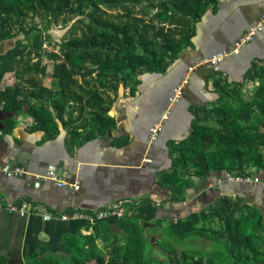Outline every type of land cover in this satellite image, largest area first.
<instances>
[{"label": "trees", "instance_id": "16d2710c", "mask_svg": "<svg viewBox=\"0 0 264 264\" xmlns=\"http://www.w3.org/2000/svg\"><path fill=\"white\" fill-rule=\"evenodd\" d=\"M143 1L154 9L152 18L159 23L158 28H152L153 38H149L142 17L131 18L129 14L127 5L135 6L142 0H0V43L23 34V39L0 55V82L6 73L13 72L19 80L34 73L50 76L58 86L53 91L28 79L31 90L27 94L20 85L5 88L0 92L3 113L13 118L29 114L33 121L29 131L43 132L46 138L54 130L48 126H55L57 120L69 126L72 146L104 139L114 127L113 120L102 115L108 110L105 91H116L131 82L135 85L143 73L163 74L191 46L192 26L208 10H216L218 4V0ZM147 5L143 7L144 16L149 13ZM102 6L109 10L104 11ZM118 8L125 11L124 16L116 13L121 22L105 18L108 11L117 12ZM28 12H41L47 24L41 29L35 25L22 27ZM63 13L78 19L69 24L58 51L49 55L52 62L48 73L40 60L30 63L29 58L32 53L40 56L44 35ZM155 38L160 39L158 46L154 45ZM136 46L140 52L132 51ZM77 76L83 79L81 85ZM89 82L95 86L94 91L84 88L83 83ZM247 83L255 87L244 95L241 90ZM214 85L217 100L191 108L189 135L176 143L167 142L171 166L156 173L158 186L169 193L162 204L184 202L194 180L212 172L249 177L254 173L250 168L264 170V64L252 62L241 83L214 81ZM83 94L88 97L84 99ZM20 95L22 100L17 99ZM87 108L96 109L94 126L83 136L74 125V109L80 119ZM13 127L12 119H7L5 131ZM138 204L148 205L150 201L141 199ZM133 207L128 204L115 226L95 223L91 225L92 234L65 236L58 252L44 257L34 252L25 264H264L263 215L244 199L219 197L198 213L166 221L167 229L163 220H157L154 230L130 215ZM157 234L172 249L168 263L152 256V239ZM98 237L103 247L98 245Z\"/></svg>", "mask_w": 264, "mask_h": 264}, {"label": "crops", "instance_id": "0c3cea01", "mask_svg": "<svg viewBox=\"0 0 264 264\" xmlns=\"http://www.w3.org/2000/svg\"><path fill=\"white\" fill-rule=\"evenodd\" d=\"M263 13L264 0H218L216 10H209L192 26L191 46L163 74L143 73L131 87L105 91L108 110L102 115L113 120L114 127L104 139H89L80 146H72L69 126L57 120L55 126H48L54 130L46 138L43 132L29 131L33 122L29 114L13 118L12 114L3 113L0 104L4 115L0 121L3 127L0 129V264H25L34 252L39 257L58 252L65 236L93 233L85 219L63 221L59 218L61 214L93 213L120 202L124 209L132 204L130 215L150 229L157 220L177 221L200 212L222 197L221 191L235 194V199H244L260 210L264 219L261 183H230L225 180L228 173L212 172L194 180L193 187L185 192L184 202L162 204L169 193L158 186L156 178L158 171L171 166L167 142L176 143L189 135L191 108L217 100L214 81L241 83L252 62L264 64L263 28L238 54L225 57L218 72L200 65L214 53L230 52L239 35ZM190 66L195 68L182 97L172 106L156 141L150 142V127L161 119L173 88ZM28 79L35 78L26 74L22 81L13 72L6 73L0 82V92L20 85L23 94H27L31 90ZM45 88L49 89L47 85ZM22 98L20 95L17 99ZM74 113V125L85 136L88 131L85 121L77 117L75 109ZM7 119H12L14 127L5 131ZM6 165L21 168L25 173L8 178L1 171ZM49 165L70 169L79 178V190L59 189L48 181L37 182L36 177ZM252 175L264 181V170H255ZM217 182H220L218 189ZM141 199H147L150 204L138 206ZM22 201L33 205L32 211L22 217L6 208L7 203L18 206ZM46 213L52 218L44 221L42 215ZM104 222L115 226L117 220Z\"/></svg>", "mask_w": 264, "mask_h": 264}, {"label": "built area", "instance_id": "2783aa9c", "mask_svg": "<svg viewBox=\"0 0 264 264\" xmlns=\"http://www.w3.org/2000/svg\"><path fill=\"white\" fill-rule=\"evenodd\" d=\"M264 28V13L259 17V19L251 24L243 33H241L238 39L233 43L232 49L230 52L220 51L214 53L209 58L200 62L201 64L208 65L214 73L219 71L220 64L223 62L225 57L228 55H236L238 52L250 44L255 37L263 30ZM195 67H188L183 77L180 79L179 83L173 88L170 97L168 98V107L165 112L161 116V119L153 124L149 129V141L154 142L157 139L158 132L163 126V122L168 118L172 106L177 103L182 97L183 90L187 86L190 80V75L193 72ZM255 168L250 170L251 172H255ZM1 171L8 178H15L21 176L24 172L21 168H14L11 166H3L1 167ZM225 180L230 183H247V184H258L261 183L264 186V181H261L256 175H251L249 177H240V176H231L229 174L226 175ZM36 181H48L53 183L57 188H71L73 191H78L80 188L79 178L72 173V171L65 167H59L55 165H49L42 175H38L36 177ZM35 182V186H38V183ZM220 182H217V189ZM222 197H228L231 199H235V194H227L224 191L220 192ZM32 204L30 202L22 201L18 206L15 203H7L6 208L11 211L18 213L19 216H24L32 211ZM124 214V207L122 206V202L116 203L105 208H102L100 211H95L90 215L87 213H81L78 211H72L71 213H64L59 216V218L63 221L69 219H85L88 224L93 225L98 222H104L108 219L117 220ZM44 221L50 220L52 215L46 213L42 215Z\"/></svg>", "mask_w": 264, "mask_h": 264}, {"label": "rangeland", "instance_id": "374dc122", "mask_svg": "<svg viewBox=\"0 0 264 264\" xmlns=\"http://www.w3.org/2000/svg\"><path fill=\"white\" fill-rule=\"evenodd\" d=\"M156 2H157V0H150V3H152V4H156ZM145 5H147V2L142 0L141 4H136L135 6L127 5V7L129 8V14L131 15L130 16L131 18L142 17L141 18L143 21L142 24L144 26H146V31L148 32L149 38H153L152 28H158L159 23L154 18H152L154 15V9H152L150 6H148L150 4L147 5L148 10L146 11L149 13H147L146 16L142 15L143 14L142 12L144 11L143 7ZM102 9L104 11L109 10V9H106L105 6H102ZM124 12L125 11H123L120 8H118L117 12L108 11L107 12L108 14L105 18L109 21L121 22L120 19L116 18V15H117L116 13H119L118 15H120V16L121 15L124 16L123 15ZM77 19L78 18L73 19L68 13H63L61 16H59L57 18V20L50 25L49 30L44 35V39H43L42 44H41L40 56L37 58L35 53H32L30 58H29L30 63H35L36 61L40 60L41 65L46 66L48 69V73H50L51 72V60H52V58L49 55L58 51L57 45H58V43H60L61 39L64 37V35L68 29L69 24L73 23ZM83 21L85 24L88 23V19H84ZM21 22H22L21 25L24 28H28L31 25H35L37 28L41 29L47 24L46 18L44 16V14H42L41 12H36V13L28 12L26 17H24ZM143 25L140 24L139 26L141 27ZM12 31L13 32L17 31V26L12 27ZM18 39H23V34L19 33L18 36H16L15 38L10 39V40H6V42L4 44L5 48L2 50L13 48L16 40H18ZM23 42L26 43V41H23ZM153 42H154L155 46H158V44L160 43V39L155 38V39H153ZM132 51L135 53L140 52L139 46H136ZM22 67L23 66H20V68H22ZM32 74H33L34 78L36 79V81H38V84H40V86L43 87V83H44L45 86L47 85V87H49V89H51L53 91L58 89L56 81L51 79L50 76L47 75L46 77H39L38 75H36L34 73H32ZM92 75L94 76V74H92ZM93 76H92V78H93ZM89 77H86L85 82L87 81V79ZM75 78H76L77 82L80 83V85H81L83 79L80 78V76H77ZM132 84H133V82L128 83L127 85H128V87H131ZM83 86L88 91H94V89H95V86L92 84V82L91 83L89 82L87 84L83 83ZM254 87H255V84L247 83V84H245V86L242 88L241 91L244 93V95H249ZM118 88H121V86H119ZM123 91H124V89H123ZM83 95H84L83 96L84 99H86L88 97L87 94H83ZM90 97L93 98V95L91 94ZM90 109L91 108H87L86 110H84V112H83L84 114L81 117L82 120L85 121V125H86V128H88V130L94 126V116H93L94 112L90 111ZM163 221L164 222L162 225L165 227V229H167L168 223L165 220H163ZM154 229H155V226L153 227V230ZM152 241L153 242L155 241V244L152 248V256L156 257L157 259H159L161 261L168 263V257L171 254L170 252H172V249L164 243V241L161 239L160 235H158V234L156 235L155 238L152 239ZM97 243L100 247H103V244L100 241L99 237L97 238ZM186 245L189 246L190 244L186 243ZM168 264H170V263H168Z\"/></svg>", "mask_w": 264, "mask_h": 264}, {"label": "water", "instance_id": "95a60500", "mask_svg": "<svg viewBox=\"0 0 264 264\" xmlns=\"http://www.w3.org/2000/svg\"><path fill=\"white\" fill-rule=\"evenodd\" d=\"M5 42L6 41H2L1 43H0V55H3V54H5L7 51H8V49H6V50H2V46L5 44ZM4 115H3V113L2 112H0V121L1 120H3V117ZM3 127H2V125H1V123H0V129H2Z\"/></svg>", "mask_w": 264, "mask_h": 264}, {"label": "bare ground", "instance_id": "6f19581e", "mask_svg": "<svg viewBox=\"0 0 264 264\" xmlns=\"http://www.w3.org/2000/svg\"><path fill=\"white\" fill-rule=\"evenodd\" d=\"M5 47H4V45L2 46V49H4Z\"/></svg>", "mask_w": 264, "mask_h": 264}]
</instances>
